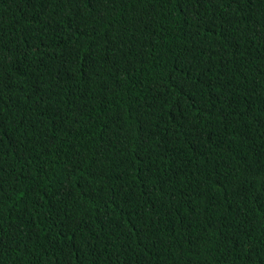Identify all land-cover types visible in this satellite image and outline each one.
Returning a JSON list of instances; mask_svg holds the SVG:
<instances>
[{
    "label": "trees",
    "instance_id": "16d2710c",
    "mask_svg": "<svg viewBox=\"0 0 264 264\" xmlns=\"http://www.w3.org/2000/svg\"><path fill=\"white\" fill-rule=\"evenodd\" d=\"M0 264H264V0H0Z\"/></svg>",
    "mask_w": 264,
    "mask_h": 264
}]
</instances>
